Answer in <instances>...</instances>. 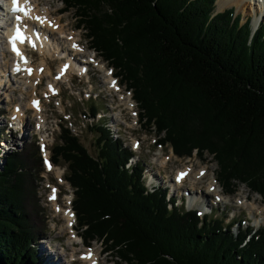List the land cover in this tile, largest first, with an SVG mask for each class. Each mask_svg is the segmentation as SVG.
<instances>
[{
	"label": "trees",
	"instance_id": "trees-1",
	"mask_svg": "<svg viewBox=\"0 0 264 264\" xmlns=\"http://www.w3.org/2000/svg\"><path fill=\"white\" fill-rule=\"evenodd\" d=\"M58 1L132 93L143 130L179 158L214 154L225 193L236 179L264 201V23L252 33L234 8L214 15L216 0ZM94 130L96 157L63 127L51 150L86 244L101 241L121 264H264V225L235 235L222 219L169 204L165 190L146 189L141 164L125 168L131 153L105 125ZM29 157L41 163L37 148ZM23 170L17 153L0 167V264H34L43 238L28 220Z\"/></svg>",
	"mask_w": 264,
	"mask_h": 264
},
{
	"label": "rangeland",
	"instance_id": "rangeland-1",
	"mask_svg": "<svg viewBox=\"0 0 264 264\" xmlns=\"http://www.w3.org/2000/svg\"><path fill=\"white\" fill-rule=\"evenodd\" d=\"M35 1L39 9H47L51 14L50 17L59 21L65 35H74L79 41V47L84 50L81 55L68 52L67 47H61L59 51L63 49L62 53H65V56L69 54L72 60L75 58V62L81 65L82 63L78 62V60L83 61V59L79 56L95 57L94 63L97 62L103 65L110 73L113 72L109 65L89 47L90 43L86 39L85 31L78 28V21L74 11L65 12L63 5L58 0ZM219 1L216 0L217 4ZM216 2L214 4V15L223 12L225 9L234 8L236 14L242 15V23L247 18L251 19L250 28L252 30L255 27L254 22L260 19L259 13L264 15V0H256L255 7L246 3L247 5L244 8L233 5L224 10L217 9ZM256 13L257 15H255ZM261 22L264 23V17L261 18ZM62 42H64V38H60L61 45L63 44ZM3 53L4 55L1 56L0 52V167H2L4 157L9 153H17L25 158L27 170L20 172V174L26 173L27 175V190L25 189V191L29 195V203H26L25 208L28 220L32 222V226L43 237L34 242L36 258L34 264H40V251L57 257V260L61 264H85L79 257L80 253L84 251V247L88 246L94 248L97 253H101L99 256L100 264H121L115 258V254L106 250V244L93 240L88 245L82 240V237L79 235L80 231L77 230L76 218L72 219L74 231H69V227L65 226L62 215H58L53 209L50 201L53 189L57 193V201H55L59 209L67 208L65 201L69 197H72V200L74 199L73 190L65 179L67 175L66 166L62 163L55 165L51 160L53 165L50 164L48 168L46 162L44 163L45 156L49 159L52 158L51 150L53 145L59 140L61 127L70 129L92 157H96L98 150L96 145L98 134L94 130V127L98 124H103L107 128L110 127L111 130L110 128L108 129L111 138L118 140L122 148H126L133 156L125 168L137 163L141 164L143 176L148 179L149 183L153 181V183H159L162 187L169 186L171 190L179 189L177 193H172L171 190L168 191L174 198L179 197L183 191L194 189V186L190 182L191 177H187L188 180L184 181L180 188L173 186V177L177 170L185 171L189 169L190 172H195L200 166L206 167L208 175L202 180V184H196V187L200 188L199 190L202 192L206 191L208 177L212 175L216 179L220 168L214 154H210L204 150L201 152L203 155L200 158L196 155L197 150L194 149L191 157L179 158L173 154L169 145L160 146L158 144L160 136L158 137L150 131L143 130L139 124L138 108L134 101H131L133 103L131 110L126 109L122 105L123 100L121 99H126L130 95L132 96V93L120 82V78H116L119 91L111 90L108 84L109 75L105 76L104 71L96 67L93 62L88 66V73L83 77H77L76 72L72 71L67 73L66 77L56 79L58 68L62 63L60 60L62 57L58 58L57 55L51 54L52 56H49L51 60L46 59L51 72L48 75L43 74L39 82L38 79L33 80L32 76L28 80L21 76L20 78L11 75L6 62L9 61L11 63L12 58L6 55L8 52L5 53L4 51ZM40 58L41 56L38 54L31 59L32 65L37 71L41 70L39 68ZM4 67L5 69L7 67L5 75L1 74ZM51 82H55L51 86L54 93L47 87L48 83L51 84ZM56 83H58V86L54 87ZM34 84H38V86ZM33 98L41 100L39 113L29 108L30 100ZM15 105H17L19 110H23V117L18 119L14 117L15 112L13 107ZM92 107L96 109L94 117L91 112ZM22 134L24 135L23 139ZM135 141L138 142L139 147H132ZM42 145L46 148L45 152H42ZM35 148L38 149L41 163L40 160L38 163L36 159L32 163V158L29 157ZM164 160L166 163L162 167L160 166V162ZM150 175L153 177L152 181L149 179ZM230 184L232 185L230 188L233 192L227 194L217 183L220 189L219 192H223L224 194V202L230 200L227 205H222L221 203L216 206L214 197H211V195L210 197L206 196L209 201H203L207 205L206 209L211 204L213 210V216H207L222 219L224 225L231 221L233 217L234 221L243 222V225H240V227L236 225L233 227L232 231L235 235L238 228L242 229L250 226L252 229H255L254 227L257 229V227L263 226L264 218L259 213L249 212L246 206L236 207L234 205L236 196L239 197L238 194H242L243 196H248V202L250 201V203H254L258 208H262L264 207L262 196L252 191L245 183L236 179L230 180ZM241 188L244 189L243 193L240 191ZM186 207L187 204L183 209L186 210ZM192 211H195V209ZM72 212L74 214L73 209ZM71 232L73 235H71ZM71 260H76V262L72 263Z\"/></svg>",
	"mask_w": 264,
	"mask_h": 264
},
{
	"label": "bare ground",
	"instance_id": "bare-ground-1",
	"mask_svg": "<svg viewBox=\"0 0 264 264\" xmlns=\"http://www.w3.org/2000/svg\"><path fill=\"white\" fill-rule=\"evenodd\" d=\"M255 1L256 0H220L219 3L217 4V9L219 10H224L227 7H231L233 5H237L240 8H244L248 3L249 5H252L253 7H255ZM258 1V0H257ZM16 5L23 9V11H14L13 10V0H3V9L2 10H6V12L8 14H12L13 17L15 16H22L24 12H26V16L24 17V22H26V24H30L33 23V21H37L36 24V30H35V34H39L36 35L35 37L38 36L37 40L31 38L30 36H24L23 40L20 41V43L18 42V39H15L14 41V46H18V48L15 47V51L13 50V43H10V41L13 40V37H15V34H12V28H10V26H8V23L6 24V31H3V33L0 32V49H1V56L4 55V51L8 52L9 54L13 55L14 57V61L13 62H6L7 67H10L9 70L11 71V75H14L16 73V69L19 68L20 69V73H19V77L21 76L22 78L25 79H30V77L28 76V70L32 71L31 74L32 78L38 79L40 82V79L42 78L43 74L44 75H48L50 74V68L48 67V63L46 59H50V55H57L58 58L60 57H65V53H62V50L59 51V49L62 47H67L69 46V49L72 50L74 52V54H81L84 52L83 49H81L80 47H77L76 44H78V40L74 37V35H65V33L63 32L62 26L60 25L59 21L57 19H53L51 18V14L49 13V11L47 9H39L37 6V3L35 0H16ZM4 12V11H3ZM259 13V12H258ZM3 15V14H2ZM257 15V13L255 14ZM260 19L256 22H254V25L256 27V25L258 24V22L261 20V18L264 17V15L260 14ZM9 21H12V19H9ZM253 23V21H252ZM4 26V25H3ZM254 27V29H255ZM11 32V33H10ZM45 36H47V39H44ZM60 38H64V42H62L63 44L61 45L60 43ZM24 44H28L29 46H31V48H37L38 54H40L41 58H40V65L39 68H41V70L37 71L35 69V67H33L31 62V59L29 57V55L27 54V51L23 49V45ZM50 50V52H49ZM19 53V55L17 54ZM51 55V56H52ZM68 58V57H67ZM71 58V57H70ZM68 58V63L71 62V59ZM51 60V59H50ZM86 60V61H85ZM85 60H83L82 62L87 64L90 63L94 60H92V56H88L87 58H85ZM75 60L72 61L71 66H69L68 68V72H66V64L64 62L61 63V65L58 68V73H57V77L58 78H64L66 77L68 74L72 71L76 72L74 70V65L73 62ZM96 67L100 68L101 71H104L105 76L110 77L108 79V81L110 82L109 84L112 85V88L116 91H119L115 85V81L112 80L111 77V73L108 72V70L103 66L100 65L99 63L95 62L93 63ZM7 67L1 71V74L5 75V71L7 70ZM89 70L88 66L85 68V70ZM81 72H84V69H80ZM79 73V72H76ZM79 77H82L80 74H78ZM9 78V77H8ZM10 80V79H9ZM56 81V80H54ZM1 84V82H0ZM55 84V82H51L48 83V89H52V85ZM36 86V84H34ZM32 90V89H31ZM33 91V90H32ZM6 92V91H5ZM6 95V94H5ZM131 96V95H130ZM130 96H128L126 99L122 98L121 100H123L122 105L126 107V109L131 110L133 103L131 102V98ZM118 98V97H117ZM37 98H33L31 103H33V100H36ZM29 108H32L33 110H35L36 112L39 113V108L40 105L38 107H34L32 104H29ZM15 118H20L23 117V110H18L15 113ZM24 134V133H23ZM22 134V139L24 138V135ZM47 156H45L44 158L46 159V166H48V168L50 167V163L48 161V158H46ZM166 163V161H162L160 162V166H164ZM2 166V165H1ZM53 169V168H52ZM179 173H184L186 175L185 179L180 181L179 184L173 183L174 187H178L180 188L181 184L184 181H187V177H191L190 182L192 184V186H194V189H192L191 191H183L182 194L185 196L183 197L184 199L187 200V207L188 208H193L198 210L200 213H204L207 212L208 210H205L207 205L206 203H204L203 201L209 202L208 201V197L211 195V197H214V199H217L220 197L219 195V187L216 183V179L211 175V177H208V183L206 186V191H201L199 190L200 188L196 187V184H202V180L206 178V176L208 175L207 173V168L206 167H201L198 168L195 172L192 171L190 172L189 169H186L185 171H181ZM179 173L177 174V176H179ZM150 181H152L153 177H149ZM154 187L155 190L157 189H163L165 190L164 187L160 186L159 183H153V181L151 182ZM169 187V186H168ZM197 189V191L195 192V190ZM240 191L243 193L244 189H240ZM51 203L53 205V209L54 211L59 215L61 214L64 222H65V226L69 227V231H74L73 227H72V219L74 218V214L72 212V208H71V200L72 197H69L67 199V201H65L66 203V207L67 208H60L57 205V200H56V196L57 193L55 191V189H53L51 195ZM239 197L236 196L235 200H234V205H236V207H242V206H246L247 210L251 213H259L260 216H262L264 218V207L262 208H258L254 203H250V201L248 202V199L246 196H243L242 194H238ZM222 197V201L223 204H227L228 201L230 200H226V202H224V197L223 195ZM56 200V201H55ZM175 201L177 200V198H174L173 196H169L168 201ZM255 201V200H254ZM71 235H73V233L71 232ZM75 237V236H74ZM89 245V244H88ZM48 253V252H47ZM89 253L91 254V258H87L89 256ZM50 254V253H49ZM64 254V253H63ZM81 255V261L83 260L85 264H94L97 263V261L99 260V256L101 255L100 252H96L94 248H85L84 247V251L82 253H80ZM40 264H61L59 263V261L57 260V257L52 256L51 254H45L43 251H40ZM77 259V258H76ZM72 263H75L76 260H71ZM105 263V262H104Z\"/></svg>",
	"mask_w": 264,
	"mask_h": 264
},
{
	"label": "snow or ice",
	"instance_id": "snow-or-ice-1",
	"mask_svg": "<svg viewBox=\"0 0 264 264\" xmlns=\"http://www.w3.org/2000/svg\"><path fill=\"white\" fill-rule=\"evenodd\" d=\"M13 10L14 11H23V9L19 8L17 5H16V0H13ZM20 38V34H19V29H17V35L15 37H13V40L10 41V43H13V50L15 51V46H14V41L15 39H18ZM19 55V53H17ZM17 71H19V68H17ZM30 72V70H28ZM38 102H34V106L37 104ZM87 258H91V254L89 253V256Z\"/></svg>",
	"mask_w": 264,
	"mask_h": 264
}]
</instances>
